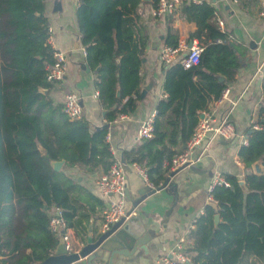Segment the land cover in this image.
Segmentation results:
<instances>
[{"label":"trees","instance_id":"1","mask_svg":"<svg viewBox=\"0 0 264 264\" xmlns=\"http://www.w3.org/2000/svg\"><path fill=\"white\" fill-rule=\"evenodd\" d=\"M143 4L83 0L76 9L85 61L95 72L107 124L136 108L140 51L147 45L140 23ZM149 4L156 8L158 0ZM177 11L196 26L191 37L203 47L199 61L184 68L180 56L165 65V97L155 109L152 137L123 153L125 161L145 169L155 187L165 180L171 158L182 150L201 110L219 98L242 64L238 46L218 27L209 2H182ZM171 17L166 18L164 45L174 48L179 39ZM48 28L45 0H0V264H36L49 257L58 242L49 226L55 209L84 242L94 206L100 213L104 207L51 165L63 160L70 167H87L90 173L101 168L106 173L113 155L105 139L107 124L91 131L87 121L69 120L63 105H54L42 92L53 85L46 78L55 61ZM261 90L254 122L260 129L253 130L248 145L238 150L248 168L258 160L264 166V76ZM224 177L229 186L213 188L217 204H207L190 231L193 264H240L246 255L264 258V174H247L245 192L235 177ZM216 214L222 220L217 227Z\"/></svg>","mask_w":264,"mask_h":264},{"label":"crops","instance_id":"2","mask_svg":"<svg viewBox=\"0 0 264 264\" xmlns=\"http://www.w3.org/2000/svg\"><path fill=\"white\" fill-rule=\"evenodd\" d=\"M202 1H207L214 7L218 27L238 46L242 64L237 70L235 79L225 88L229 89L230 99L238 98L230 114L232 124L238 135L244 133L249 135L253 131L250 129V124L258 121L257 111L262 101L264 16H261L260 12L264 10V0ZM143 2L140 23L142 32L147 38V45L143 51H140L142 55L140 54L139 98L136 108L131 113L121 114L107 124L98 95L96 96L98 91L95 87V72L86 64L85 48L80 41L76 21L79 1L45 0V13L52 28V47L65 55L66 69L60 81L53 83L49 91L42 90V92L49 95L54 105H62L65 94H75L82 106L81 119L87 121L91 131L104 128L107 124L105 139L113 155L111 165H122L126 179L125 194L132 196L133 200L137 197V190L148 184L138 172V167H141L136 163L125 161L123 153L140 144L137 131L141 122L165 97L162 85L167 64L160 59V51L167 47L164 45L167 15L172 16V27L177 31L178 45L186 44L187 48L189 43L200 45L196 37H191V33L196 29L194 23L182 19L178 11L174 14L153 15L154 8L150 6V0ZM185 53L186 50L180 52L177 59L180 56L184 57ZM219 78L223 80V77ZM228 106L227 101L218 103L216 99L203 110L209 111L212 118L218 120ZM236 143L237 138L232 141L216 139L211 142L206 157L196 165L178 172H172L169 165L166 174V178H169L167 185L144 199L145 204L141 209L133 206L132 201L125 196L124 209L133 211L129 218L133 219L134 227H143L142 232H147L149 238L145 249L138 247L129 255L119 256L116 264H156V259L160 255H170L173 252L181 237L184 238L185 252L190 258L192 257L194 240L190 236V231L195 228L193 222L204 213L207 204L216 205L207 201L208 187L212 179L217 175L223 177L231 175L239 183L244 182L245 176L249 173L264 174L261 160L255 161L249 168L245 167L237 153ZM183 147L184 145L181 149ZM39 149L43 152L42 148ZM256 163H259L261 173L255 171ZM167 165L168 162H164V166ZM60 170L105 205L106 201L101 197L96 184V178L102 174L101 168L90 173L87 167H70L63 161ZM94 208V214L88 219L87 236H96L101 232V213L96 210L97 207ZM218 220L217 224L214 222L215 227L222 222L219 215ZM69 232L72 236L73 249L80 247L86 241L85 239L84 242H80L73 228H69ZM56 236L59 238L60 233ZM191 264H193L192 258ZM240 264H264V258L246 255Z\"/></svg>","mask_w":264,"mask_h":264},{"label":"built area","instance_id":"3","mask_svg":"<svg viewBox=\"0 0 264 264\" xmlns=\"http://www.w3.org/2000/svg\"><path fill=\"white\" fill-rule=\"evenodd\" d=\"M79 1V0H77ZM202 0H158V5L153 9V15L161 16L163 14H174L178 6L182 2L187 3H200ZM236 2L237 0H230ZM261 16H264V10L260 12ZM221 24V22H219ZM49 36L48 43L52 47V28H48ZM53 48V47H52ZM54 49V48H53ZM186 50L185 56L181 58L180 62L184 68H190L196 65L199 61V56L203 50V47L198 43L191 44L187 48L186 44L178 45L174 48L164 47L160 51V59L165 64H170L177 59L180 52ZM54 63L48 68L46 78L51 83L60 81L64 75L66 69V57L65 55L54 49ZM98 92H96V96ZM238 98H229V89L224 88L221 95L217 99L218 103L227 101L229 106L224 110L218 120H214L211 113L207 110L200 112L196 125L186 141L183 149L176 153L170 161V170L172 172H178L182 169L196 165L207 155V151L213 140L221 139L224 141H232L237 138L236 150L241 146L248 145V134L238 135L234 125L230 120V114L233 107L236 105ZM63 112L66 114L69 120H77L82 118V106L80 99L73 93H67L63 100ZM156 116V110L152 111L147 118H145L137 131V138L140 140L148 139L152 137L154 119ZM250 129L258 130L260 126L255 123L250 124ZM139 174L145 179L149 187L155 188V186L147 179L146 172L143 168L138 167ZM96 184L98 186L99 193L106 203L101 211V231L107 230L113 223L118 221L121 217H129L133 211L127 216L124 209V199L126 192V179L121 164H113L110 166L106 173L100 174L96 178ZM229 186L226 179L221 176H215L209 187L207 201L217 204L211 196V192L215 186ZM195 221L193 222V225ZM192 225V226H193ZM50 229L55 233L62 236L65 249L70 252L73 249L72 236L69 232V228L65 226L64 219L61 211L55 209L49 220ZM184 238L178 239L173 252L169 254L160 255L156 259V264H191L190 255L185 252Z\"/></svg>","mask_w":264,"mask_h":264},{"label":"water","instance_id":"4","mask_svg":"<svg viewBox=\"0 0 264 264\" xmlns=\"http://www.w3.org/2000/svg\"><path fill=\"white\" fill-rule=\"evenodd\" d=\"M82 1L83 0H79V2ZM190 46L191 43H189L188 47ZM140 54L142 55V52H140ZM219 79L222 80V78ZM117 96H119V91H117ZM62 164L63 160L51 162L53 169L57 171ZM254 168L257 173H261L259 163H256ZM168 181L169 178L167 177L157 188H151L148 185L142 186L137 190V197L134 200L129 194H125V196L132 201L133 206H137L141 209L145 204L143 202L144 199L155 191L165 187ZM239 185L242 190H245L244 182L240 181ZM131 212V210L127 211V216H129ZM129 217H121L107 230L97 233L96 236H87L86 241L82 243L80 247L74 248L70 252L65 249L63 238L60 235L53 253L36 264H116L119 256L129 255L138 247L145 249L147 239L149 238L147 232H142L143 227H134L133 219ZM218 221V215H215V224H217Z\"/></svg>","mask_w":264,"mask_h":264}]
</instances>
